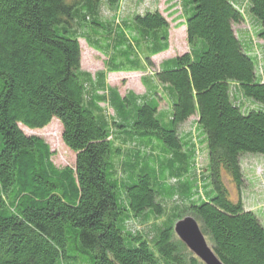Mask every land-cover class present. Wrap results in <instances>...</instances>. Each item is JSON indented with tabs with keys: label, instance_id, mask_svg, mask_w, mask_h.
<instances>
[{
	"label": "trees",
	"instance_id": "16d2710c",
	"mask_svg": "<svg viewBox=\"0 0 264 264\" xmlns=\"http://www.w3.org/2000/svg\"><path fill=\"white\" fill-rule=\"evenodd\" d=\"M246 2L264 41V0ZM119 3L0 0V264H205L174 230L186 215L223 264H264V224L224 181L240 188V156H264V61L233 28L243 13L232 0H179L188 49L142 75L143 93L121 95L107 74L153 68L169 21L157 9L101 16ZM79 38L104 56L93 75ZM232 84L255 106L236 104ZM191 116L201 173L197 142L178 131ZM52 118L73 166H56L44 138L20 127ZM163 214L149 231L126 226Z\"/></svg>",
	"mask_w": 264,
	"mask_h": 264
},
{
	"label": "rangeland",
	"instance_id": "374dc122",
	"mask_svg": "<svg viewBox=\"0 0 264 264\" xmlns=\"http://www.w3.org/2000/svg\"><path fill=\"white\" fill-rule=\"evenodd\" d=\"M179 0H120V7L111 9L103 5L100 14L102 17H110L113 13L119 17L131 15L133 13H143L145 10H159L163 16L169 21V48L157 55L151 57L154 62L153 68H147L145 71H127L108 73L106 83L116 87L118 92L123 95L128 90L136 93H143L144 86L141 83V76L148 75L153 69H157L159 62L165 58L180 54L188 49L186 40L185 27L177 24L183 21L180 16ZM239 7L244 15L243 22L234 24L233 28L236 34L247 41H250L251 52L257 55V58L262 63L264 61V41L255 35L256 23L249 15L246 0H232ZM81 47V67L89 71L92 75L99 69H103L104 56L96 50L88 47L83 38H79ZM230 93L233 101L238 104L243 110L252 108L255 104L239 96L234 84L230 87ZM106 109L107 115L112 116L113 110L108 108L107 104L100 103ZM160 108H167L166 102H161ZM196 116H191L185 123L179 127V133L182 136H188L190 139L197 142L196 151V167L193 166L195 173H201L207 163V156L204 142H199L202 139L200 133L195 126ZM26 134H36L44 138L49 144L52 151L51 160L58 166L71 165L75 163V153L64 143L61 137L62 126L58 119L52 118L51 121L42 128L28 129L20 125ZM240 164L243 171V184L238 188L229 176L224 175V181L227 185L231 198H241L246 209H251L256 215H259L260 221L264 224V156L260 154H244L240 156ZM163 216H151L145 222L140 221V218H133L126 222V226L131 230L149 231L154 222H160ZM151 235V232H148ZM206 241L211 245L209 239L205 235Z\"/></svg>",
	"mask_w": 264,
	"mask_h": 264
},
{
	"label": "water",
	"instance_id": "95a60500",
	"mask_svg": "<svg viewBox=\"0 0 264 264\" xmlns=\"http://www.w3.org/2000/svg\"><path fill=\"white\" fill-rule=\"evenodd\" d=\"M174 230L179 238L205 264H223L216 256L211 245L206 241L198 222L191 215H186L174 223Z\"/></svg>",
	"mask_w": 264,
	"mask_h": 264
}]
</instances>
